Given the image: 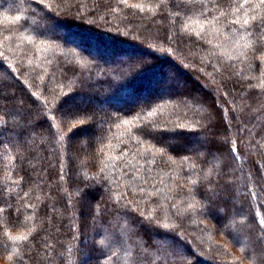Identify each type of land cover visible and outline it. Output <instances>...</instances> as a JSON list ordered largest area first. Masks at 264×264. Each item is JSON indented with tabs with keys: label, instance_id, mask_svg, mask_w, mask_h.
<instances>
[{
	"label": "trees",
	"instance_id": "trees-1",
	"mask_svg": "<svg viewBox=\"0 0 264 264\" xmlns=\"http://www.w3.org/2000/svg\"><path fill=\"white\" fill-rule=\"evenodd\" d=\"M262 26L259 0H0V259L264 264Z\"/></svg>",
	"mask_w": 264,
	"mask_h": 264
},
{
	"label": "rangeland",
	"instance_id": "rangeland-1",
	"mask_svg": "<svg viewBox=\"0 0 264 264\" xmlns=\"http://www.w3.org/2000/svg\"><path fill=\"white\" fill-rule=\"evenodd\" d=\"M149 37H150V35L148 34L147 35V37H146V40L148 41L149 40ZM166 73H167V77H165V79H163L162 80V83L163 82H168L169 80H170V77L171 76H176V70L175 69H173L172 67H170V66H167V69H166ZM159 78H161V76H159L158 78H156V80L154 81V83H152L153 85H156V84H158V82H157V80L159 79ZM152 85V86H153ZM151 86V87H152ZM151 87H149L147 90H149ZM84 103V102H83ZM91 103V100H87V103H84L83 105L85 106V104L86 105H88V104H90ZM79 116V115H78ZM77 117V115L75 116V115H72L71 116V120H70V124H71V122H72V125H74V123H75V118ZM76 123H78V122H76ZM216 238H217V240H219V241H223L225 244H226V246L228 247V248H230V249H233V251H235L236 252V254H239V255H241V249L240 248H238V247H236L235 245H233L232 244V242L225 236V235H223V234H218V236H216ZM261 246H262V244H261ZM198 252V256L201 258V259H203V258H205L206 259V256L204 255V254H202L201 252H199V251H197ZM232 256V255H231ZM245 260V259H244ZM0 262L1 263H4V264H7V262H5L3 259H0ZM203 263H204V261H203ZM245 263L246 264H251L252 262L251 261H249L248 259L247 260H245ZM205 264V263H204Z\"/></svg>",
	"mask_w": 264,
	"mask_h": 264
},
{
	"label": "snow or ice",
	"instance_id": "snow-or-ice-1",
	"mask_svg": "<svg viewBox=\"0 0 264 264\" xmlns=\"http://www.w3.org/2000/svg\"><path fill=\"white\" fill-rule=\"evenodd\" d=\"M245 2H247V0H245ZM259 2H260V4H264V0H259ZM137 7H138V5H137ZM247 23H248V21L245 20V21H244V24H247ZM262 27H264V26H262ZM231 151H232L233 153H235V152H236V149H235V148H232ZM237 158H238V157H237ZM257 222H258V224H259V226H260L261 231L264 232V220H258ZM19 239H21V240H23V241H26V240L28 239V237H27V236H24V237H21V238H19ZM259 239H260V242H261V243H264V236H261Z\"/></svg>",
	"mask_w": 264,
	"mask_h": 264
}]
</instances>
